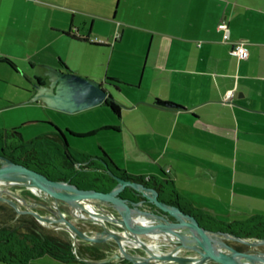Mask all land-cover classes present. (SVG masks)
Here are the masks:
<instances>
[{
	"label": "crops",
	"instance_id": "0c3cea01",
	"mask_svg": "<svg viewBox=\"0 0 264 264\" xmlns=\"http://www.w3.org/2000/svg\"><path fill=\"white\" fill-rule=\"evenodd\" d=\"M56 1L0 0V34L12 27L31 32L30 25L72 10L71 23L77 15L84 25L92 20L87 31L71 23L56 31L87 47L92 44L84 38L91 37L96 17L117 18L119 33L114 43L105 42L109 62L125 42H133V62L128 69L86 76L103 83L120 106V116L103 123L109 136L99 148L119 170L169 178L182 207L224 223L235 220L232 210L264 213V0H70L72 6ZM99 1L103 15L95 12ZM222 20L225 30L217 26ZM113 33L108 30V36ZM239 42L247 49L242 57L231 53ZM28 78L33 82L42 75ZM51 259L47 262L91 264Z\"/></svg>",
	"mask_w": 264,
	"mask_h": 264
},
{
	"label": "water",
	"instance_id": "95a60500",
	"mask_svg": "<svg viewBox=\"0 0 264 264\" xmlns=\"http://www.w3.org/2000/svg\"><path fill=\"white\" fill-rule=\"evenodd\" d=\"M33 90L32 101L41 100L66 112L112 98L103 83L65 66H45L42 80L34 81ZM104 169L115 180L109 190L52 179L0 155V201L9 204L16 216L28 213L43 227L65 231L75 257L91 264L124 260L139 264H264V251H241L232 244L258 247L264 245V237L201 225L180 205L159 199L150 187L114 173L106 164ZM15 186L28 196L12 189ZM123 187H130L142 200L122 195ZM78 240L96 245L104 255L80 257Z\"/></svg>",
	"mask_w": 264,
	"mask_h": 264
},
{
	"label": "rangeland",
	"instance_id": "374dc122",
	"mask_svg": "<svg viewBox=\"0 0 264 264\" xmlns=\"http://www.w3.org/2000/svg\"><path fill=\"white\" fill-rule=\"evenodd\" d=\"M59 1L63 5H74L70 0H57L56 2ZM113 6L109 18L113 16L116 1ZM94 8L96 13L103 15L104 6L100 1ZM52 10L49 8L47 14ZM117 10L120 14L121 8L119 7ZM73 15L72 10L64 11L61 15L57 12L54 14L52 22L46 21L45 24L42 22L30 25L31 32L28 30L19 33L12 27L11 33L8 31L0 34V133H3L2 136L5 137L13 128H16L21 138L17 134H10L6 140L17 143L20 140L29 141L44 134L52 130L53 124H55L64 131L71 150L100 155L102 150L99 148L103 147V141H107L109 136L108 132L101 127L104 126L103 123L109 122V119L114 120L115 118L109 107L99 104L76 112H66L50 107L41 100H31L34 93V81L29 80L28 75L39 73L43 76L45 69L40 67L41 64L43 67L61 66L59 63V59H61L69 69L80 70L76 72L80 75L86 76V73H90L100 77L107 68L110 70L128 69L126 68L129 67L128 63L133 62L130 53L133 51V42H125L122 46H117L113 52L112 60L109 62L110 47L105 45L106 43L95 44L86 41L92 44L86 47L65 36L60 38L56 29L63 25L68 29ZM2 16L6 18L5 15ZM79 17L80 15H77L71 24L74 27H79L80 32L87 31L92 20L90 19L88 24L84 25L80 23ZM117 21V18L110 21L96 17L92 26L94 30L90 35L114 43L113 35L119 33ZM109 29L114 33L108 36ZM72 31L75 30L72 29ZM131 31L134 35L139 32L135 29ZM33 63L35 65H32ZM13 64L18 68L17 70L14 69ZM88 128H93V130H88ZM258 210L260 209L256 208L252 212L264 215ZM235 212L239 211H230L231 216L229 217L237 221H243L251 215H256L255 213L237 214ZM47 260L52 259L49 256L38 257L25 264H52L55 262L48 263ZM0 264L4 263L0 262Z\"/></svg>",
	"mask_w": 264,
	"mask_h": 264
},
{
	"label": "trees",
	"instance_id": "16d2710c",
	"mask_svg": "<svg viewBox=\"0 0 264 264\" xmlns=\"http://www.w3.org/2000/svg\"><path fill=\"white\" fill-rule=\"evenodd\" d=\"M64 33L69 35L68 32ZM84 39L89 41L87 37ZM91 43L100 44L98 42ZM61 64L65 65L62 61ZM107 79L115 80L111 77H107ZM104 105L109 107L114 115L120 116V106L113 98H107L104 101ZM10 134H17L21 138L16 128H13L5 137L2 136L3 133H0V138L7 141L6 139ZM9 143L16 153L14 160L23 169L41 172L52 179H70L71 182L76 183L80 187L109 190L115 184V180L105 171L104 164H106L107 168L111 169L114 173L150 187L159 199L180 205L169 178L129 176L121 172L103 150L99 156H93L78 150L73 151L65 140L64 131L55 124H53L52 130L38 135L29 141L20 140L17 143ZM63 145L65 146L63 147ZM76 159L87 161L88 164H99V161L103 169L88 166L86 169L74 174L73 172L76 171V168L73 166V162ZM127 190L133 191L130 187H123L120 193ZM180 207L191 214L199 224L204 225L205 223L206 225L204 226L206 227L228 230L243 236L264 237V215L256 214L251 215L243 221L235 220L224 223L209 215L194 212L188 208L185 209L181 205ZM6 208L7 206L4 203H0V210H5ZM14 213L0 212V262L6 264H25L31 259L43 255H48L63 262L79 261L72 251L71 238L66 232L65 235H60L54 230L40 227L37 220L31 215L21 214L16 216V213ZM76 251L80 257L85 258H100L104 255L96 245L85 246L77 244ZM109 264L139 263L124 260Z\"/></svg>",
	"mask_w": 264,
	"mask_h": 264
},
{
	"label": "flooded vegetation",
	"instance_id": "af4514ba",
	"mask_svg": "<svg viewBox=\"0 0 264 264\" xmlns=\"http://www.w3.org/2000/svg\"><path fill=\"white\" fill-rule=\"evenodd\" d=\"M0 155L2 156H5L11 160H13L14 162H16L14 159L16 153H15V150L10 147V143L8 141H5L3 139L0 138ZM68 157V156H67ZM17 163V162H16ZM99 164H88L87 161H82L80 159H76L74 162H73V166L76 168V171H74L73 173L74 174H77L79 171L81 170H84L86 169L88 166L89 167H95L97 169H100L102 167V164L101 162L98 161ZM18 164V163H17ZM86 166V167H85ZM77 172V173H76ZM77 178V177H76ZM12 189H15L19 192H21L22 194H25L28 196L27 192L22 189L21 187L19 186H15V187H12ZM122 195L124 196H127L129 198H131L132 200H135V201H139V200H142V197L139 195V194H136L135 192L133 191H123L121 193ZM0 203H4V205L7 206V208L5 210H0V212H16L9 204L5 203V202H2L0 201ZM37 209V208H36ZM41 210V208H40ZM15 214V213H14ZM27 215H31V214H28V213H25ZM21 215V214H20ZM32 216V215H31ZM34 217V216H32ZM35 218V217H34ZM40 227L44 228V229H49V228H46V227H43L39 224ZM52 230V229H51ZM56 231V230H54ZM57 232V231H56ZM232 244L239 250L241 251H258V250H261V251H264V245L262 246H258V247H249L248 245H245V244H242V243H239V242H232Z\"/></svg>",
	"mask_w": 264,
	"mask_h": 264
},
{
	"label": "built area",
	"instance_id": "2783aa9c",
	"mask_svg": "<svg viewBox=\"0 0 264 264\" xmlns=\"http://www.w3.org/2000/svg\"><path fill=\"white\" fill-rule=\"evenodd\" d=\"M217 26H218L219 29L225 30L227 25H226V22L224 20H222V21H220L218 23ZM226 37H227V34L225 32L224 33V39ZM88 40L91 41V42H98V43H105L106 42V40L101 39V38L96 37V36L88 37ZM246 51H247V49H246L245 45L242 42H239V43H237V44L234 45V48L231 50V53L234 54V55H236V56H238V57H242V56H245ZM231 96H232V91L229 90L227 92V94H226V99H230Z\"/></svg>",
	"mask_w": 264,
	"mask_h": 264
}]
</instances>
